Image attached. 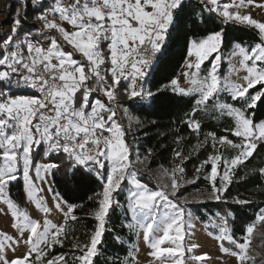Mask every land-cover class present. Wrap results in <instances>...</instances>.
Instances as JSON below:
<instances>
[{"label": "snow or ice", "instance_id": "1", "mask_svg": "<svg viewBox=\"0 0 264 264\" xmlns=\"http://www.w3.org/2000/svg\"><path fill=\"white\" fill-rule=\"evenodd\" d=\"M30 3L37 9L35 19L40 26L35 31H23L22 21L26 22L27 16L22 17L21 12L29 6L28 0H23L10 32L0 38V202L7 206L13 218L11 227L17 232L16 236L0 233V264H70L64 253L50 255L55 246L63 247L72 231L69 221L78 220L75 211L82 206L69 203L51 186L50 177L64 170L73 175L78 170L91 173L102 186L94 193L97 207L91 213L97 226L87 240L73 243L79 255H72L71 264H96V257L102 254L98 246L102 244L110 213L120 206L116 194L123 190L122 186L127 189V207L131 212L130 222L124 227L137 236L143 234L151 249L149 255L158 264H188L185 253L193 252L199 245L185 244V237L190 234L187 229L193 227L187 205L203 200L200 195L189 200L181 189L194 184L200 179L201 169L210 165V172L204 177L211 184L207 198L220 201L232 183L235 169L264 143V120L256 122L255 113L250 111L258 102L264 103V21L240 11L246 5L264 4H255V0H198L201 11L195 12L196 19L192 21L204 24L218 19L221 24L234 23L258 31L259 42L250 47L237 43L232 51L233 56L241 58L240 68L246 72L244 83L219 74L225 40L221 27L189 41L190 60L185 76L190 87H181L174 79L154 92L147 87L149 69L166 43L174 34L181 33L190 18L186 0ZM209 57L214 62L201 74ZM122 81L128 82L123 90L127 99L138 98L152 105L161 100L159 93L166 90L193 97V106L183 122L196 134L201 130L197 113L207 112L211 104L218 116L232 120L233 126L225 131L239 138V142L208 132L194 151L211 144L213 152L196 169L193 179L184 176L183 164L189 155L178 147L173 165L163 168L169 183L150 186L143 181L136 165L144 164L151 150L143 158L138 152L133 156L126 139L132 118L127 125L118 118L117 92ZM257 85L260 88L250 93ZM223 94L231 102L221 101ZM123 115H127V109ZM183 139L178 136L175 143L179 145ZM221 149H232L234 154L225 156ZM37 155L47 162L38 161ZM221 167L222 173L218 171ZM259 173L264 175V167ZM17 181L21 182L27 201L45 215L51 211L43 195L47 187L56 200V210L65 217L64 222L58 225L45 219L41 224L32 219L10 195V187ZM235 202L250 203L239 198ZM228 217L234 218V214L221 216L220 223L215 225L221 250L235 257L238 264H255L249 245L256 224L264 222V208L245 226L243 242L232 235ZM116 239L120 240L118 236ZM225 242L235 250L226 247ZM21 243L26 247L24 254L9 259L7 252H15ZM134 251L138 249L129 250L120 264H132ZM190 259L203 262L208 256L194 255Z\"/></svg>", "mask_w": 264, "mask_h": 264}, {"label": "trees", "instance_id": "2", "mask_svg": "<svg viewBox=\"0 0 264 264\" xmlns=\"http://www.w3.org/2000/svg\"><path fill=\"white\" fill-rule=\"evenodd\" d=\"M48 2H50L48 0ZM23 2L17 3V8L10 17L7 26L11 28L12 21L16 18L17 10L21 8ZM188 8L186 13L191 14L190 18L186 20L184 28L179 35H175L172 40L166 43L165 49L161 54H158L156 61L149 69V76L147 78V87L154 92L157 88H162L163 85H170L174 80L188 58L189 41L191 39L201 38L211 30L224 29L225 40L221 48V53L226 55L236 43L246 45L248 47L259 42L258 31L234 24H221L217 19L215 22L200 24L193 23L196 19L195 12L201 11V6L198 0H186ZM28 7L26 12L22 11L21 16H27V21H22L23 31H35V26L31 25L29 21L34 20L37 14V9L31 6L28 0ZM205 16L209 13L204 12ZM207 63L205 66H208ZM260 85L255 89H250V93H254ZM161 100L155 105L150 101H141L137 99H126L123 104L127 106L132 113L139 119L137 130L131 133L132 137H127L128 142L133 150H136L140 157H145L148 150H151V156L147 158V166L151 170L159 168H169L174 162V152L179 147L184 153L189 155V158L184 162L185 169L184 176L186 179H193L196 175V169L201 163L213 152L211 144L201 147L198 151L197 144L203 139L208 132H215L217 137L227 135L229 139L234 142H239V138L226 132L225 129L231 128L233 122L228 117L218 116L212 109L211 104L207 112L197 113V118L201 122V130L199 134L193 133L187 125L183 122L187 119L186 113L191 111L193 97H182L177 93L171 91H163L159 93ZM225 101H230L227 98ZM254 112V120L259 122L264 120V103L258 102ZM182 136L184 139L179 145L175 143L176 138ZM225 156L234 154L232 149H221ZM210 172V165H205L201 169L198 179L194 184H189L184 188V193L189 194L196 191H210L211 184L209 180L204 177ZM54 190L69 203L82 205L78 207L75 214L78 217L76 222L69 221V226L72 229L68 233V238L64 240L63 247L57 245L51 249L50 255L66 254V258L71 260L72 255H79L77 250H74L73 243L84 242L97 226V221L91 215L93 210L97 207L94 193L101 190V183L91 173H85L83 170H78L73 175L67 170L55 173L52 176ZM144 182L152 186L148 179ZM256 182H252L251 178L244 177L240 169L236 170L232 183L228 186L227 191L223 195V200L217 203L205 204L206 208L212 207L219 210L222 214L232 212L234 218L230 223L233 229V236H243L245 233V226L254 218L255 213L262 206V203H255L252 199L247 198L246 191L250 189ZM11 197L22 207L27 208L28 201L22 191L21 182H14L10 187ZM89 197H94L89 200ZM249 200L248 204H237L235 200ZM120 203L119 207H115L110 213V218L106 225V232L104 234L100 248L101 255L96 257V264H117L124 261L128 256L130 244L135 241V236L124 225L129 220L128 210L126 205L125 192L118 196ZM212 210L213 209H209ZM201 220L206 219L203 211H198ZM208 229H211L207 226ZM120 240L117 241L116 237Z\"/></svg>", "mask_w": 264, "mask_h": 264}, {"label": "rangeland", "instance_id": "3", "mask_svg": "<svg viewBox=\"0 0 264 264\" xmlns=\"http://www.w3.org/2000/svg\"><path fill=\"white\" fill-rule=\"evenodd\" d=\"M20 2H23V0H0V38H2L6 33L10 32L11 28H8L9 26H7V23L8 21H10V17L12 16L13 12L16 10L17 3ZM222 2H230V0H222ZM255 4H264V0H255ZM240 11L242 12V14H251L254 19L264 21V7H256L255 5H246L244 8L240 9ZM29 23L35 26L36 28L40 26V21L36 19L29 21ZM64 26L67 27L69 30H71L70 25L65 24ZM235 45L226 55H223L221 53L219 74L222 77L226 76L230 78L232 81L240 83V81H243L242 78L244 75H246V72L240 68L241 58L239 56L232 55V51ZM189 60L190 58L188 56L178 76L175 78V80L179 81L180 86L185 88L191 86L188 82L189 78L185 76V72L188 71L186 65L189 62ZM213 62H214L213 57H209L207 60H205L204 64L202 65L201 74H205L206 71L211 68ZM207 63H209V65L205 66ZM127 83H128L127 81L122 83L119 86L117 92V99L119 102L117 107L118 112L120 108L127 109V106L123 104V101L127 99L123 91ZM25 91H30V90L25 89ZM227 98H229L228 95L223 94L221 97V101H225ZM138 124H139V119L136 125L128 129L126 139L127 137H132L131 133L137 130ZM136 153L137 151L133 150V156H135ZM36 159L41 162H47L42 155H37ZM136 167L141 169L142 179L150 180L152 186H155L158 182L169 183L168 177L163 175L162 168L151 170L147 166V161H145L144 164H137ZM262 167H264V143L259 144L255 152L253 153V156L235 169V174H236V170L240 169L244 177L246 178L248 177V179L251 178L252 182L254 181L256 182V184H254L250 189L246 191V196L247 198L252 199V201H255V203L258 202L262 203V206L260 208H264V175L259 173V169ZM218 171L222 173L223 171L222 167ZM49 182L54 189L52 177H50ZM217 184H219V175L217 177ZM186 186L187 185H185L181 189V193L184 196H187L189 200H191L194 196L200 195L201 199L203 200V202L190 203L187 205V208L192 213L190 223L193 225V227L187 229L188 233L190 234L186 235L185 244L187 245L189 243H192L199 245V247L196 248L193 252L185 253V259L188 261V264H238V261L235 257H232L230 254L224 253L221 250L220 241L216 239V236L219 234V232L217 227H215V225H218L220 223L219 218L221 216H226V215L222 214L219 210L214 209L213 206L209 208H206L204 206L205 204L217 203L219 201L207 198L211 193V190L196 191L193 193L185 194L184 188ZM122 188L123 190L119 194H116L117 199L119 195L125 192L126 205L124 206L128 210L127 189L125 186H122ZM43 195L46 200L47 207H49L51 211L47 215H45L42 211L36 208L34 203L28 201L27 208L25 209L28 211L30 217L34 220H39L41 224H43V221L45 219H49L53 223L58 225L62 224L64 222L65 217L62 212L56 210L55 208L56 200L54 199L52 193H49L47 191V187H45V191ZM178 195H180V193H178ZM221 200H223V197ZM209 209H213V211ZM200 210L203 211L207 216L205 220H201L200 216L198 215V211ZM258 211L255 213L254 218L250 222H253L256 219V214L258 213ZM128 213H129V220L127 221V223L130 222L131 219V212L129 210ZM232 218L233 217H228V225L231 228V232L233 235V229L230 223ZM12 223H13V218L11 217L9 210L7 209V206L4 205L2 202H0V233H7L8 235L16 236L17 232L15 229L11 227ZM207 226H209L211 229H208ZM133 234L135 236V241L132 244H130L129 250L135 247L136 249H138V251H134L135 260L132 262V264H158L155 258L149 255L151 249L148 243L144 241L143 234L141 233V235L139 236L135 235V233ZM242 237L243 236H237V237L234 236V238H236L240 242H243ZM25 238H27V233L25 234ZM225 246L235 250L234 246L228 244L227 242H225ZM25 251H26V247L21 243L19 246H16L15 252L8 251L7 256L9 259H12L14 256L19 257L23 255ZM203 254H207L208 256V259H206L203 262H196L190 259L191 256L203 255ZM249 254L255 257V264H264V222H258L256 224V227L254 228L251 238V243L249 245ZM69 261L71 264V260Z\"/></svg>", "mask_w": 264, "mask_h": 264}, {"label": "built area", "instance_id": "4", "mask_svg": "<svg viewBox=\"0 0 264 264\" xmlns=\"http://www.w3.org/2000/svg\"><path fill=\"white\" fill-rule=\"evenodd\" d=\"M157 57H158V55H157ZM157 57H156V59H157ZM240 83H243V81H240ZM124 110L125 109H122V108L119 109L118 118L120 119V121L123 124L127 125L129 123V117H131L132 118V120H131V127H133L134 125L137 124V121H138L137 117L132 113V111L128 107H127V115H123Z\"/></svg>", "mask_w": 264, "mask_h": 264}, {"label": "crops", "instance_id": "5", "mask_svg": "<svg viewBox=\"0 0 264 264\" xmlns=\"http://www.w3.org/2000/svg\"><path fill=\"white\" fill-rule=\"evenodd\" d=\"M124 82H126V81H122L121 84L124 83ZM127 84H128V83H127ZM101 98H102V97H101Z\"/></svg>", "mask_w": 264, "mask_h": 264}]
</instances>
